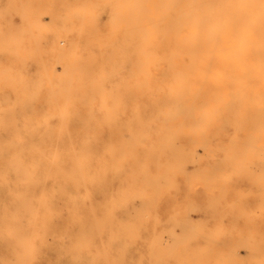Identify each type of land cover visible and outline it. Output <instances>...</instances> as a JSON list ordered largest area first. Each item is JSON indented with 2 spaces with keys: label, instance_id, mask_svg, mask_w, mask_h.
I'll return each mask as SVG.
<instances>
[{
  "label": "bare ground",
  "instance_id": "1",
  "mask_svg": "<svg viewBox=\"0 0 264 264\" xmlns=\"http://www.w3.org/2000/svg\"><path fill=\"white\" fill-rule=\"evenodd\" d=\"M106 134L113 162L93 167ZM217 136L229 138L234 264H264L243 199L255 174L264 200V0H0V264H99L96 237L123 248L116 230L141 233L186 160L208 184L201 152Z\"/></svg>",
  "mask_w": 264,
  "mask_h": 264
},
{
  "label": "rangeland",
  "instance_id": "2",
  "mask_svg": "<svg viewBox=\"0 0 264 264\" xmlns=\"http://www.w3.org/2000/svg\"><path fill=\"white\" fill-rule=\"evenodd\" d=\"M139 132L143 133V130L140 129ZM111 138L106 134L99 139L93 167L98 166L99 159L113 162L106 151ZM125 138L129 139L127 133ZM77 139L79 142V136ZM162 140L159 134L149 137V141L156 145ZM228 143L229 138L217 136L211 141L210 149L201 152L203 160L208 159L213 163L212 177L208 184L196 177L200 165L189 160L184 163L186 172L176 170L173 178H162L159 188L152 194L156 216L145 217L144 230L141 233L138 230L131 237L116 230L122 245H125L123 248L113 245L109 232L104 235L103 240L96 237L91 253L99 257V264H119L118 260L123 256L126 264H156L158 257L162 259V264H234V238L237 237L234 229V176L228 163L223 160ZM110 182L113 185L112 177ZM259 182L255 174L245 179L243 188L247 192L243 199L248 204L252 218V234L261 240L264 237V212L261 209L264 200L263 194L260 195L259 190L262 191L263 187L259 186ZM91 188L94 200L105 202L99 187L92 185ZM131 202L133 207L130 213L134 214H129V219L135 221L134 209L141 210L146 205L142 204L139 197ZM83 212L86 217H90L89 201L84 202ZM239 223L238 229H248L243 221ZM202 227L207 229V233ZM154 240L158 241L154 243ZM167 242L172 246L168 247ZM244 246L247 247L242 242L238 243L239 253L246 259L248 249Z\"/></svg>",
  "mask_w": 264,
  "mask_h": 264
}]
</instances>
